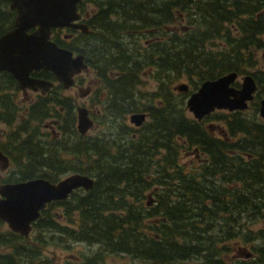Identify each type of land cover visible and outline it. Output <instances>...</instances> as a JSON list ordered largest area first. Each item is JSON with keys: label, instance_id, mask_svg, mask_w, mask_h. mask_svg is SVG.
Listing matches in <instances>:
<instances>
[{"label": "trees", "instance_id": "1", "mask_svg": "<svg viewBox=\"0 0 264 264\" xmlns=\"http://www.w3.org/2000/svg\"><path fill=\"white\" fill-rule=\"evenodd\" d=\"M87 2L95 10L87 13ZM7 3L0 0V33L14 15ZM77 7L87 14L88 31H77L66 43L55 41L83 54L93 69L106 93L99 103L114 135H80L71 98L52 92L32 101L28 122L5 145L15 169L0 183L37 176L55 182L68 172L94 182L47 203L31 238L0 230V264H55L43 251L74 243L97 249L67 264H100L108 254L145 264H225L222 255L231 241L243 240L240 245L254 252L264 248V120L258 115L264 68L247 71L257 63L253 51L264 49V0H81ZM177 19H186L188 28L170 27ZM144 70L159 82L147 104L137 102L144 95L137 91ZM230 71L256 81L248 110L194 118L183 94ZM182 75L189 90L178 99L169 83ZM4 104L10 112V102ZM136 111L149 118L137 129L124 121ZM50 115L60 120L61 138L30 129ZM256 218L259 229L245 227Z\"/></svg>", "mask_w": 264, "mask_h": 264}, {"label": "water", "instance_id": "2", "mask_svg": "<svg viewBox=\"0 0 264 264\" xmlns=\"http://www.w3.org/2000/svg\"><path fill=\"white\" fill-rule=\"evenodd\" d=\"M9 8L15 10L14 28L0 36V69L11 73L24 88L49 89L50 80L29 76L31 70L46 69L57 81L69 87L74 76L87 68L84 56L57 45L51 36L56 27L79 28L87 31L88 26L76 22L80 17L77 3L81 0H7ZM35 28L31 33L27 31ZM236 71H230L213 79H206L192 91L185 102L186 108L196 119H201L215 109L243 110L248 107L256 91V81L251 74H245L239 87L233 83ZM179 91H187L188 84L175 86ZM259 115L264 119V97L259 102ZM147 118L146 111L129 114V122L139 127ZM93 126V120L84 106L76 107V129L85 135ZM0 168L8 165L7 156L0 150ZM94 178L80 172H72L51 182L44 177H34L17 182L0 184V219L8 228L27 236L32 222L40 215V210L50 201L64 200L77 188L88 190ZM249 252L245 253L248 256Z\"/></svg>", "mask_w": 264, "mask_h": 264}, {"label": "rangeland", "instance_id": "3", "mask_svg": "<svg viewBox=\"0 0 264 264\" xmlns=\"http://www.w3.org/2000/svg\"><path fill=\"white\" fill-rule=\"evenodd\" d=\"M92 10H95L94 6L91 3L87 2L86 3V12L88 13V12H91ZM170 27H172L173 29H176V30H180V29L184 30V29L188 28V25L186 23V19H184V20L183 19H180V20L177 19L176 22L171 24ZM132 36H133V38H135L137 40L140 39V41L142 43H146V40L143 38V36H140V34L133 33ZM207 45L210 46V43H207ZM253 55H254L255 59L257 60V63L253 67H248L247 71H254L257 67L264 68V49H259V50L253 51ZM81 72H83L84 75L87 74L81 83L82 90L86 91V89L90 85L92 87L91 93H92V91H94V93L98 92V94H99L98 101L96 99V96H94L93 99H91L88 102V104L92 105L91 106L92 110H91L90 116L94 119V125L88 130V132H87L88 135L96 136V135H101L102 133L107 134L109 132L111 134H113L112 131H115V130H113L110 127V124H112V122L110 120L106 119V116H103V108L104 107H103V104L99 103V102L105 101L104 98L106 95V93L104 92V89L102 87H100L102 85L100 84L99 79L96 76H94V73L91 71L90 68L83 69ZM245 74L246 73H243L241 75L237 74V79H236L237 85L233 84L235 87H239V85L241 84V79ZM140 79H141V81L137 86V91H138V93H141L144 95L141 99L137 98V102L142 103V101H144L143 103L147 104L148 103L147 100H149L148 95L157 92L159 82L154 77V75L150 72V70H144ZM180 83H187L189 85V80L186 79L185 75H182L180 77L178 76V78L176 77L174 80H172L169 83V88H170L171 92L175 96H177L178 99L182 98V96L180 95V92H182V91L175 89V86L177 84H180ZM55 86H56L57 94L61 98L62 97H67V98L72 97L73 99L77 98L80 105L87 98L86 96L85 97L81 96L80 92L82 90H80V89L78 90L77 87L67 88L66 86L63 85L65 87V88L63 87V89H66V90L61 91V90H59L57 85H55ZM87 93H88V91L85 92V94H87ZM138 93H137V95H138ZM33 94L35 95V93L33 92L29 96V98L34 97ZM187 96H188L187 94H183L185 102H186ZM23 97H25V95L24 96H22L20 94L18 95L19 100H21ZM261 97H264V96H261ZM12 98L9 97V100L12 103H15L14 97H12ZM157 102H158V100L154 99V103H157ZM141 108H143V107H141ZM248 113H250V112H248ZM74 114H75V120L73 122V125L75 127V123H76L75 103H74ZM128 115L129 114H125V116H124L125 123L129 127L135 128V127H133L132 124H130L128 122ZM148 119L149 118H147V120ZM108 123H109V125H108ZM213 125L216 126L219 124L214 123ZM55 128H56V130L60 131V128L58 125L55 126ZM7 129H8V127L6 125H4L2 122H0V132L4 133ZM43 131H44V133H47L46 130L43 129ZM48 131L52 132L51 130H48ZM60 134L57 136L58 138L62 137V135H60ZM107 136H111V135L107 134ZM3 139L4 138L2 136H0V141H3ZM67 157L70 158V156H67ZM188 157H190V156L188 155ZM194 161H195V159H194ZM195 163H197V162L195 161ZM8 171L9 170H7V171L0 170V177L7 176V174L9 173ZM69 173H72V172L65 173L59 179L63 178L64 176H66ZM57 181H55V182H57ZM150 203H151V201L148 200L147 204H150ZM245 224H246L245 227L251 229L252 231H256L257 229H259L262 226V222L258 218L254 219V220L245 221ZM6 228H8V227H7V224L5 222H3V224H0V230L6 229ZM33 230L31 232V237L34 235ZM242 241L243 240L231 241L232 245H230V248L227 251H225L222 255V259L225 261V264H250L251 262H253V260L252 259L250 260V258L255 256V252L247 247V250L249 249L251 251V254H249L248 256H245V252L247 250L244 248V245H240V244H243ZM96 249H97L96 245H88V244L86 245L85 243H74V244H71V246L67 249H62L60 247H56V248L49 247L48 249L44 250L43 253L53 263L65 264L69 260L70 261L85 260V258H83V257L91 255L92 253H94L96 251ZM0 250H3V249L0 248ZM100 264H145V263L140 261V260L131 258L130 256L125 255V254H108L104 257V261L101 262Z\"/></svg>", "mask_w": 264, "mask_h": 264}, {"label": "flooded vegetation", "instance_id": "4", "mask_svg": "<svg viewBox=\"0 0 264 264\" xmlns=\"http://www.w3.org/2000/svg\"><path fill=\"white\" fill-rule=\"evenodd\" d=\"M8 7H9V2H8ZM10 10L14 11L12 23H11V25L9 27H7L5 30H3L0 33V36L3 33L7 32V31H10V30H12L14 28L13 20H14V16H15V10L14 9H10ZM86 18H87V14L86 13L80 14V18L78 19V21L87 24L85 22ZM34 30H35V28H30L27 32L31 33ZM77 31H81V30L78 29V28H70V27H62V28L56 27V28H52L51 29V38L53 40L58 39L60 44L62 43L61 41L66 43L67 42L66 40L71 39L72 37H74L75 34L77 33ZM82 32H84V31H82ZM87 68H89V67L87 66ZM43 70L44 69L31 70L29 72V76L37 78V79H45V80L52 81L53 85L47 90H42L41 88L34 89L32 87H27V86L22 88L19 85L18 80L11 73L0 69V122H2L4 125H6L8 127V129L4 133L0 132V136H2L4 138L3 141H0V150L8 158L7 167L6 168H0V170H2V171L9 170L8 172L11 173V170L15 169V163H14L12 154L10 152L11 150L8 149V148H5L6 147L5 145H7V143L10 141L9 137H11V140H13V135L18 130V127L20 125L25 126L26 123L28 122L27 121L28 112H29L28 109L32 106V101L35 100V98L37 99V97L45 96L46 94L53 96L52 92H56L57 93L55 85H57V87L61 91L62 90H66V89H63V87H64L63 83L57 81L56 78L54 77V75L48 70L47 71L49 73H51L54 78L53 77L52 78L51 77L50 78H46L45 75L42 73ZM91 71L93 72V69H91ZM7 74L10 76V78L8 77ZM86 75H84L83 72H80L78 75H75L73 84L70 85L67 88H75V87H77L78 90L79 89L82 90L81 83H82V80L86 77ZM91 88L92 87L89 85V87L86 89V91H88L87 94H85L86 91H84V90H82L80 92L82 97H85V96L87 97L85 99V101H83L81 103V105L78 102L77 98L73 99L71 97V99L73 101V104L75 103V108L77 106L86 107L87 110H88L89 116H90V113H91V110H92V108H91L92 105L88 104V102L91 99H93L94 94H95L94 91H92V93H91ZM33 92L35 93V95L33 94L34 97L29 98V96ZM19 94L22 95V96L25 95V97H23L21 100H19L18 99V95ZM96 95H98V93H96ZM9 97H11V98L14 97V99H15L14 102L15 103H12L9 100ZM62 98H63V100H65L64 97H62ZM4 101H9L10 102V105L8 104L10 112H6V110L4 109V107H5ZM97 101H98V99H97ZM63 111H64V108L60 107L59 110H58V112H59L58 115L59 116L64 115ZM3 115H4V118H2ZM51 115H53V114H51ZM51 115H50V117L46 118L42 123L38 124V123L35 122V124L31 125L30 129L33 130L35 135L39 134L41 136L49 135L51 137H57L61 133V130L58 131L55 128V126H57V125L59 126L60 120L58 118H55L54 116H51ZM7 117H11L12 120L11 121L6 120L5 118H7ZM90 118H92V117L90 116ZM92 120H93V125H94V119L92 118ZM128 122H129V120H128ZM37 124H38V126H37ZM34 126H37L38 128L36 129ZM42 128L44 130H46L47 133H44ZM75 129H76V123H75ZM48 130H51L52 132H49ZM87 135H88V133H87ZM0 165H2V161H0ZM9 173L7 175H9ZM261 244H262V241H259L258 245H261ZM253 258H254L253 264H264V248H262L260 246L257 247V250L255 252V256L250 258V259H253Z\"/></svg>", "mask_w": 264, "mask_h": 264}, {"label": "bare ground", "instance_id": "5", "mask_svg": "<svg viewBox=\"0 0 264 264\" xmlns=\"http://www.w3.org/2000/svg\"><path fill=\"white\" fill-rule=\"evenodd\" d=\"M256 89H257V87H256Z\"/></svg>", "mask_w": 264, "mask_h": 264}]
</instances>
